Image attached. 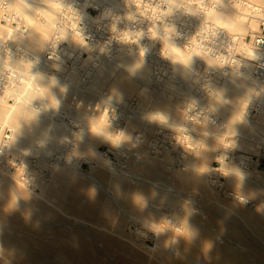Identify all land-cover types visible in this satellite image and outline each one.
<instances>
[{"label": "rangeland", "instance_id": "374dc122", "mask_svg": "<svg viewBox=\"0 0 264 264\" xmlns=\"http://www.w3.org/2000/svg\"><path fill=\"white\" fill-rule=\"evenodd\" d=\"M174 2H175V0H174ZM185 2L187 5L193 4V6H195L196 12L194 13V11H193L192 15L191 14L188 15L186 13L184 16L181 15L178 17V19H180V21H179V24L177 25V30L179 32H181L182 38L180 40H178L177 42L182 43L183 37H187L184 44L182 46H179L178 47L179 49L171 48V45H170L171 43L169 44V42L175 38L174 37L175 32H166V34L160 38V40L162 39L160 42L164 45V49L167 52V55L170 57V59L172 61L175 62L176 65L175 64L171 65L168 61L163 60L159 57V55L157 54L159 51V47H160L159 43H156L151 48V51H150V54L156 60V65L160 68L162 79H154V77L152 76L149 81H144L143 83H141L139 81L140 79L137 76H133V77L128 76L127 72H125L126 70L121 66L122 63L116 62V64H115V61H111V62H109V64L112 65V66L110 65L111 68L109 66V68H110L109 69L110 71L108 73L109 75L106 76V79L104 78L105 82L103 81L104 83L99 85V84H97V82L95 81L94 78L89 79L90 77L87 78L85 76V75H87V72H86L87 67L88 68L93 67L94 69L97 70L96 65H93L95 63H93L91 61L84 62L88 56V52L86 51L84 56H83V59L80 61V63H82V64H79V66L81 68L78 67L79 69L77 68L76 69L77 71H75V73L79 77H81L83 80L85 78H87V80L89 79V83L87 84V86H89L90 88H87L85 90L84 89L83 90H79V89L76 90V88L68 86L69 92H67V96L62 101V105H61V109H60L59 113H52L51 110H49L48 112L41 113L42 115L40 114L39 118H41V117L42 118L43 117H46V118L53 117L51 119L54 120V122H56L55 124L61 123L62 126L66 124L65 126L67 128L64 126L65 127L64 129H67V131L69 129L70 131H68L67 133L65 132L66 130L64 132H61V135L59 136V139L57 140V144H56V142L54 143L51 139L49 140L50 141V142H48L49 144L47 143L45 145V147L48 148V150H47V148L45 149L46 150L45 151L46 156L43 153L44 151H42L45 147L43 149L39 150L40 155H41V153H42V156L44 155L43 158L44 157L46 158L48 156L47 158H50V159H43L42 156H40V155H38L39 157L33 156L30 158H27L30 165L34 166V167L32 166L33 170L35 169V172L38 174V179H37L38 187L36 190V195H35L34 199L32 201H30L31 203H33L34 207H36L35 210L37 212L33 211V214L31 215V218H30L31 221L33 220L34 222H36L38 224L47 225V222H50L56 218V217H51L50 216L51 214L47 215V216L42 214L38 208V205L40 203L43 205L47 204V206L50 209L55 210L57 213H59V215L64 213V215H62V217L64 216V219L65 218L74 219L72 216H70L68 213L65 212L66 209L62 205V201L59 198L53 197L48 190H45V192L43 193L42 187H43V184H45V181L47 182V180H50L52 178L51 175H49L50 173H52L51 171H53L52 166L59 168L60 166H63L62 162L66 161L64 158L65 157L64 155H66L67 148L64 145H61L59 142L62 139V137L66 136V135L71 137L70 133L75 130V125H74L73 121L76 120L77 117L80 115V112H79L80 110H78L76 108V104L83 102V104L85 106H88L90 104L94 105L101 98H103L105 95H107L113 87H115L122 95V102L120 103V105L117 106L119 116H120L119 124L121 126L127 127L128 130L132 132L134 138H136L137 135H142L143 139L140 137L139 143L136 145V147H131V146L126 145L120 149H112V148H110V146H107V145L92 144L90 146L92 148V150L93 151L99 150L101 152V154L96 153V156H94V157L89 156V157H93L92 160L90 158L91 161H88L89 159L87 158V155H85L81 158L74 159L75 163H76V168L79 169L80 171L73 170L72 172L78 178H81V180L89 181V179H91L89 177H92V175H95V176L98 175V174H96V173H98L97 172V166L95 165L94 162H96L98 164L101 163L100 165H102L104 168H106L107 166H109V163L106 162L107 160H105L107 158L113 163L114 166L117 165L118 168L115 166L117 168V170L121 169L120 171H122V170L124 172L126 171L125 174H128L130 177H131L130 174L132 173V175L133 174H135V176L137 175V178L138 177L139 178H145V179H147V181H150V182H153L154 184H156V186L158 188L161 187L160 189H162L163 192L165 194H167L169 201H174L175 199H177L179 197H183V198L191 197L192 200L195 201L194 207L196 209L198 208L196 211V215L200 216L203 220L213 219L215 221H220V219L218 218L219 215H218L217 209H215L211 205V203L204 196L203 192L195 186V183L188 182L187 177H184L185 173H183L181 171V169L183 168L185 161L182 159L181 150L178 147L174 146V143L171 140V134L166 129H162V128L154 125V124H149L142 117L146 111H148L154 107L170 106V107L175 108L176 106L181 105L185 100L189 99L191 97V95L195 99L197 97L198 102L201 101V103H203V101H205L206 104L204 105V107H206L209 103V101L207 102V100H208L207 94L203 91V89L201 88V85L199 83L194 82L193 79L201 80V81L207 79V75H206V73H204V70H205L204 62L211 64L214 68L213 70H210L208 73V77L210 78L211 84L213 85V87H215L217 82L225 80L224 78L227 75H229L231 72H234V71L237 73L241 72L242 69L239 66V63H237V60H239L241 54H243V52L241 51V47L243 46V44L244 45L245 44L246 45L251 44V35L253 32H255L258 29V24H259L260 20L264 17V15H262V18L260 16H258L257 18L255 17L257 21H253V15L252 14L256 13L253 8H254V6L256 7L257 4L262 3V1L261 0H196L195 3H193L192 1L190 2L189 0H185ZM187 7L188 6H186V8ZM22 8L23 7L18 8V11L21 14L20 16H16L14 11L11 12L14 15V20L16 22H14L13 25H8L2 20L3 15H5V12H4L3 8L0 7V28H1L0 33L5 38L4 39V45L5 46L2 44V42H0V43L3 45V47L6 50H10L12 53V54L7 53V55H5L6 53L4 54L2 52V54H1L2 56L0 55V77H2L5 72H7V76L4 77V79L7 82L6 83H0V93L2 95L5 94L4 99H3L4 100L3 103L5 102V104H6L4 114L2 117H0V133L5 131L6 129H9L10 138L12 135L13 127L11 126V121L8 122L9 120L7 118H9V119L11 118L9 108L12 105L14 106L17 100L19 101L21 98L23 100L24 98H26L30 94V96L32 97L30 102L33 100L31 102V104L33 106L35 103H37L35 101L38 100L39 102H42L45 99L47 100V103H50V104H48L49 106L51 105L53 107L55 105L54 99L51 97H48V95L46 94V90L43 86L42 81L39 82V79H41V78H39V77H41V74L37 72V75H36L35 73L32 72V65L35 62V58H33L30 45L25 44V42H23V40H21V41L18 40L19 39L18 37L17 38H11L10 35L7 34L8 33V31H6L7 27L13 28L15 30L17 29L19 31V32L17 31V36H19L18 33H21L20 34V36H21L20 39H21L25 34L29 33V31L32 30V28H34V26H35L34 23L36 21L35 17H37V16L35 14H34L35 15L34 16L32 14V12L29 11V8H27L28 10L25 8H23V9ZM209 8H211L212 11L207 16L205 14V11H206L205 9H209ZM220 9L224 10L225 13L230 14L231 16H236L239 13H241V16H243L245 18L246 22L248 21L247 24L249 25V28L247 31L244 32L243 37L240 36V33L233 31V30H230L223 23H220V22L214 20V18L212 17V13L215 11H219ZM30 14H32V15H30ZM201 20H202V22H201ZM32 21H33V23H31ZM177 22H178V20H177ZM20 23L23 24L22 29L18 27V25ZM53 25H54V23L51 24L52 27L50 26L51 28L49 27V29H48L49 30L48 31L49 36L52 35ZM208 29L216 31L218 34V37L225 43L226 47L228 45L235 44L236 55L233 56L230 51H227V52L222 51V52H219V53H216L215 55H213V53L215 52V49H212L211 51L208 50V46H207L206 42L203 41V37L198 35V33H200V32L206 33ZM156 33L159 34V31H156ZM166 43H167V45H166ZM248 45H247V47H248ZM47 46H48V44H46L43 48V50L45 52H46ZM180 47H181V49H180ZM167 48H170V49H167ZM195 49L196 50L198 49V50L196 51ZM193 50L195 52H192ZM173 51H174L176 57L173 56V54H174ZM45 52H42V54H41L42 60L44 59ZM176 53H177V55H176ZM185 53H187L188 55L186 56ZM10 54L12 56H9ZM190 54H191V56H190L191 59L189 58ZM178 56H180L179 57L180 60H181V56H182L183 59L185 60V63H184V61H180L179 59H176ZM11 57H13V58L11 59ZM193 57H197V58H194V60H193ZM230 57H231V59H230ZM14 58L18 59V60H15ZM207 58L209 61L207 60ZM13 59H14V61L18 62V63L15 62V63H17L16 65L14 64V62H12ZM21 59H22V61H21ZM145 61L147 62V64H150L147 57H145ZM21 63H23L22 65L24 67L21 65ZM25 63H28L27 66L29 65L28 67H31V70H30V68L28 69V67L26 65H24ZM43 63H46V60ZM186 63L187 64L189 63L188 65L191 68L188 69V66H186L187 65ZM192 63H193V65H192ZM224 65L228 66V70L223 69ZM25 67L28 69V72H27V69H25ZM63 67L66 68L67 70H70V71H72V68H73V66L71 64L66 65L64 62H63ZM112 67L114 68V70ZM180 67H181V69H180ZM192 67H193V69H192ZM225 71H227L226 75H225ZM26 72H27V74H26ZM73 72H74V70H73ZM73 72H71V74H74ZM33 74H35V75H33ZM255 74H256V72H255ZM37 76H39V77H37ZM26 77H28V78H26ZM129 77L132 78L131 80H132L133 84L129 87L121 86L120 84L123 83V81L128 79ZM257 78H258V76H257ZM29 81H31V83ZM63 81H65V80H63ZM166 81L168 83H170L173 86V88L176 89L177 91L176 90H174V92H167L166 90L164 91L165 87L163 84H165ZM223 84L226 85L225 81L223 82ZM73 90H75V91H73ZM162 91H164V93H162ZM185 91L186 92L188 91L187 93L190 96L187 95V93H185ZM7 94L9 96H7ZM44 96H46V98ZM34 97H35V99H34ZM217 97L218 96L216 94V91L215 90L212 91L211 92V98L213 100H215ZM258 97L259 96H257L254 100H249V101L242 104L243 113L239 115V118L242 121L245 119V116L247 114V122L249 120V124L246 127L247 129L245 128L246 131L245 130L237 131L238 135L236 138V148L233 149L230 156L233 159V161L239 167H241L242 170H244L246 173H248V180L250 181L252 178V180L256 181L255 184L257 186V189L264 190V187L261 186L262 184L264 185V180H261L262 178L264 179V160L262 159V154L264 151V140H262V138L264 139V99H263V103L262 102L260 103L259 102L260 98H258ZM118 98L119 97L117 95V99ZM222 100L226 104V107H228L231 110L238 103L232 97H229V96L222 97ZM250 103H251V106L249 107ZM247 110H248V112H247ZM5 114H7L6 115L7 117L5 116ZM218 116H220V115L218 114V111L216 110V112L213 114V119H215L219 123V117ZM3 117H5V118H3ZM31 134L32 133H30V135ZM36 137H38V135L36 136V135L32 134L31 138L29 139L27 144H30L32 138H33V140H35ZM250 139L260 140V142L254 143V145L250 149L245 148V146L243 145V142L244 141H250ZM156 141L158 143H160L161 145H165L166 148L159 147L160 149H153V143H155ZM53 143H54V146L51 145ZM18 144H20V146H18ZM25 145L26 144L21 145V143L17 142L16 147H24ZM52 148H54V149H52ZM157 148H158V145H157ZM87 149L88 148H86V147H83V148L81 147L80 150L86 152ZM49 152H51V153H49ZM246 152H247V154H246ZM158 154L160 155V157L158 156ZM162 155L164 156L165 159L163 158ZM146 156L147 157L149 156L152 159V161L154 159L155 160L154 162L157 161V163H161L160 169L163 171V174H164V176L162 178H159V179L155 178L152 174L149 173V171L144 169L143 160L146 159ZM247 156L249 158H244ZM40 157L42 159H40ZM53 158L56 160H54ZM37 159H38V161H37ZM245 159L247 160L248 163L242 162ZM42 160L43 161L45 160L44 162H46V163H44ZM58 160L60 162H58ZM50 162H52V163H50ZM56 163H58L59 167H57V165H55ZM36 164H38V165H36ZM48 164L51 166H49ZM0 167H3L2 163H0ZM46 167H50L51 169H49V168L47 169ZM173 167H175V168H173ZM140 175H141V177H140ZM255 175H257V176H255ZM99 177L97 179H99V181L101 182V177L100 178ZM132 177L134 180L136 179L134 177V175ZM209 177L204 179L205 182L208 183L209 188L211 190H212V188H214L212 191H215V192L219 193L220 195L222 194L221 196L226 197V195L223 192L217 190L215 187L212 186V184L209 181V179H210ZM257 177H259V179ZM260 177H261V179H260ZM173 178H174V180H173ZM42 179L44 182H42ZM128 179H130V178L128 177ZM207 181H209V182H207ZM228 181H229L228 179H225L227 187L229 189L233 190V186ZM89 182L93 187L96 188L97 192L100 193V202L103 206L111 207L113 209V212H116L117 214L123 215V217L127 215L125 218V225L123 228L125 237L120 238V237H118V234L113 232V234L115 235V237H117V239H115V241L113 243H112V241H108V242H111L112 244L107 243L108 245H107L106 249L107 250L109 249V250L106 252L112 261L111 264H168L166 262L165 258H167V255L169 256L170 253L167 249L172 250L173 247L166 248L164 246V244H161V240L159 238L157 239V237H155V236H154V239H152L151 241H148V242H145V241H142V242L138 241L137 242V241H135L136 243H134V241L131 239L133 237L129 235L130 233L127 229L128 224L131 221H136V222L141 223L143 225V220H141L142 218H138V217L132 218L131 217L132 213L137 214L139 212L135 208H133L131 206V204L129 203V201L127 200L126 194L130 193V192L125 191L122 188L121 192L124 193L125 195L122 197H118L116 195V189L111 187V186H107V184L104 185V181H103V183H101L102 188H101V186H99L100 182H99V184L96 181H94V182L89 181ZM174 189H175V191H174ZM177 189H178V191H177ZM41 192L43 193V195L41 194ZM262 198L263 197L261 196L257 200L252 201L253 206L255 208H256L257 203H259L260 201H264V198L263 199ZM57 204L62 205V207H57L58 206ZM249 204L250 203H248L247 206H249ZM50 206H52L53 208H51ZM212 211H214V212H212ZM35 213L36 214L38 213L37 215L40 217H38ZM129 213H131V214H129ZM13 215H14V217H12V216H6L5 217V216L1 215L0 219L3 220V227L10 229L11 234L13 233L15 236L21 237V236H23V233L20 232V229H22L23 226L17 225V222L14 219L18 215H21V214L16 213ZM100 217H102V223L103 224L108 225L110 223V217L107 216V218H106V217H104L103 214H101ZM207 218H209V219H207ZM43 221H45L46 224ZM258 226L259 227L261 226L264 229V213L258 214ZM110 228H112V227H110ZM209 228L210 229H208V232H211L212 231L211 229H215V228H213V226H210ZM49 239H50V237L48 235H46L44 237V240H46V241ZM101 239L102 238L99 239V242L103 241V239L102 240ZM157 240H158V242H157ZM159 241H160V244H159ZM162 243H164V242L162 241ZM244 244H245V242H244ZM245 245H247V244H245ZM31 246L34 250L39 251L37 245H31ZM252 247L253 246L248 245L244 248L253 250ZM255 264H259V263L255 262Z\"/></svg>", "mask_w": 264, "mask_h": 264}, {"label": "bare ground", "instance_id": "6f19581e", "mask_svg": "<svg viewBox=\"0 0 264 264\" xmlns=\"http://www.w3.org/2000/svg\"><path fill=\"white\" fill-rule=\"evenodd\" d=\"M261 1H262V3H259L260 5L257 4L256 7L254 6V8H253L256 12L255 14H252L253 15V21H257L256 18L258 16H260L262 18V15H264V6H262V5H264V0H261ZM12 3H15L17 5H20L21 3L27 4L29 6L28 7L29 11H31L33 15L35 14L37 16V17H35L36 21L34 20L35 21L34 28L31 27L32 30H30L29 33L25 34L21 39H20V37H21L20 35L17 36V31H18L17 29L15 30V29L9 28V27L6 28V31H8L7 34L10 35L11 38H17L18 37L19 38L18 40H20V41L23 40V42H25V44L30 45L33 58H35V57L39 58V63L35 66L34 71H38L41 74L46 75V76L47 75H56L62 84H66V85L68 84L67 86L74 87V88H76V90L77 89H79V90L84 89L85 90L87 88H90L89 86H87V84L89 83V79H91V78H94L95 81L97 82V84H99V85L105 82L104 78L106 79V76L109 75L108 74L110 71L109 69L112 66L111 64H109V62L115 61V64H116V62H118V63H122V65H129V64L133 63V66L136 62H138V61H134V55H132V51H123V52H119V53L115 54L113 57L98 61L95 64H93V65H96L97 70L94 69L93 67H89V68L87 67V71H86L87 75H85V76L87 78L90 77L88 80H87V78H85L83 80L81 77H79L75 73V71H77L76 69L80 66H78V67L73 66L72 71H70V70H67L66 68L63 67V61H57V63L60 64L59 70L57 71V70L52 68L53 61H50V62L46 61V63H43L45 61V59H43L44 60L43 61L42 55H41L42 52H45L43 50L44 46L46 44H49V42L51 40V36H49V32H48L49 30L48 29L51 26V24H53L55 22L56 7L54 4V1L53 0H12ZM32 14H30V15H32ZM212 17L214 18V20H216L220 23H223L230 30L236 31L238 33L245 32L249 28V25L247 24L248 21L246 22L245 18L243 16H241V13H239L236 16H231L230 14L225 13L224 10L220 9L219 11L213 12ZM202 20H201V22H202ZM241 20L243 21V23L245 25V27H243V28L239 24V21H241ZM31 23H33V21ZM70 38H71V41H73L77 46L79 45V46L87 47V45H88L87 42H84L83 40L79 39L75 34H71ZM170 43L171 42H169V44ZM166 45H167V43H166ZM170 45H171V48H173V49H175V48L179 49L178 48L179 46H176L174 43H171ZM245 45L243 44V46L241 47V51L243 52V54H246L247 51L249 50L247 47L248 44L246 46ZM79 46H78V48H80ZM167 49H170V48H167ZM180 49H181V47H180ZM80 50L85 51L82 48H80ZM2 52L4 54L6 53L5 55H7V53L8 54L11 53L10 50H6L3 47V45L0 43V55L2 54ZM192 52H195V51L193 50ZM88 53H89V57L84 62H87L88 60H93L92 59L93 51L91 52V49H89ZM173 53H174V51H173ZM11 54L9 56H12ZM185 54H186V56L188 55L187 53H185ZM176 55H177V53H176ZM173 56L176 57L175 53L173 54ZM190 56H191V54L189 55V58L191 59ZM179 57L180 56H178L176 59H179ZM12 58L13 57H11V59ZM14 59L12 60V62H14V64L16 65L18 62L14 61ZM138 59H139V57H138ZM182 59H183V57L181 56V60L180 59L179 60L184 61V63H185V60L184 59L182 60ZM15 60H18V59H15ZM207 60H208V58H207ZM21 61H22V59H21ZM15 62H17V63H15ZM22 64L23 63H21V65ZM27 64L28 63H25L24 65L27 66ZM80 64H82V63H80ZM188 64L186 66H188V69H189L191 67H189ZM251 65H253V62H250L249 64H245V65L239 64V66L241 67V69L243 71L241 70L240 73H237L235 71L231 72L229 75H227L224 78L225 80L219 81L215 85V88H217V90H215V91H216V94L218 97L214 101H215V104L217 106L216 110L218 111V114L220 115V116H218L219 117V123H222L224 120H226L231 115H232L231 119H232L233 123H238L239 121H241V119L239 118V115L243 113L242 104L249 101V100H254L257 96H259L258 98H260L259 102L263 103L264 80L257 78V76L255 74V68L252 67ZM109 66H110V68H109ZM29 68L31 70V67H28V69ZM25 69H27V68L25 67ZM28 69H27V72H28ZM180 69H181V67H180ZM73 70H74V72H73ZM113 70H114V68H113ZM27 72H26V74H27ZM71 72H73L74 74H71ZM125 72H127V71H125ZM35 74L37 75V73H35ZM35 74H33V75H35ZM128 76H130V75H128ZM136 76L140 79L139 81L141 83H143L144 81H149L151 79L152 71H151L149 64H147L146 61H145L144 67L138 72V74ZM37 77H39V76H37ZM26 78H28V77H26ZM39 78H41V79H39V82L42 81V83H43V77L41 76ZM131 79L132 78L129 77L128 79L124 80L123 83H121L120 85L123 87L124 86H126V87L131 86L133 84ZM63 80H65V81H63ZM224 81H225L226 85L223 84ZM29 82L31 83V81H29ZM163 85L165 87L164 91L166 90L167 92H174V90H176L167 81ZM43 86L46 90V94L48 95V97L53 98L49 92V89L44 84H43ZM73 91H75V90H73ZM164 91H162V93H164ZM68 92H69V90H68ZM187 92L185 91V93H187ZM4 95L5 94L2 95L0 93V117L3 116L4 110L6 108L5 102L3 103ZM187 95H189V94L187 93ZM7 96H9V95L7 94ZM66 96H67V93H66L65 97ZM225 96L232 97L236 102H238L236 104V106L233 107L232 110L229 109L228 107H226V104L223 102L222 97H225ZM44 97L46 98V96H44ZM31 98L32 97L29 94L23 100H22V98L19 101L17 100L18 102L15 100L16 101L15 105L14 106L12 105L9 108L11 118L10 119L7 118L9 120V121L8 120L7 121L8 122L11 121V126L13 127L12 135H11L9 142L14 140L15 136L18 134L19 129H20V121L21 120L26 122V121H30V120L35 118V115H36V112L38 111V109H36L31 104V102L33 101L32 100L30 102ZM190 98H194V97L191 95ZM34 99H35V97H34ZM196 99H197V97H196ZM208 101H209V99L207 100V102ZM35 102H39V101L37 100ZM199 102L201 103V101H199ZM48 104H50V103H48ZM201 104L204 106L206 104V102L203 101V103H201ZM250 106H251V103H250L249 107ZM168 107L170 109H175L174 107H170V106H168ZM6 115L7 114H5V116ZM3 118H5V117H3ZM51 118H53V117H51ZM51 118H46V117L39 118L36 122H34L31 125V132H29L28 130L25 129L23 135L18 138L17 142L21 143V145L26 144L25 146H29L32 143L33 138L31 140L30 144H27V142L31 138L32 134L36 135V136L38 135V137H39V135L43 131H45L46 129L49 128V126H51V131L49 132V136L51 137V140L54 143L56 142V144H57V140L59 139L61 132H64L66 130L65 132L67 133L70 130L68 129V131H67V129H64L66 127L65 126L66 124L63 126L61 125V123L55 124L56 122H54V120H52ZM248 124H249V120L246 124L238 125L237 131L245 130V128L248 126ZM30 133H32V134L30 135ZM66 136H68V135H66ZM38 137H36V138H38ZM137 137L140 140V137L142 138V135H137ZM62 139H63V137H62ZM262 140H264V139L262 138ZM256 142H260V140L250 139V141H244L243 145L245 146V148L250 149L254 145V143H256ZM54 143L51 145L54 146ZM91 145H92L91 143L86 142L85 144H82L81 147L82 148L83 147L88 148ZM18 146H20V144H18ZM46 148L47 147H45L42 150V151H44L43 152L44 155H45V151H46L45 149ZM52 149H54V148H52ZM47 150H48V148H47ZM94 152L101 154V152L99 150H94ZM49 153H51V152H49ZM246 154H247V152H246ZM40 156H42V153ZM43 156H42V158H43ZM158 156L160 157L159 154H158ZM262 156H263V154H262ZM47 157L46 158L44 157L43 159H50ZM148 157L146 156V159L143 160L144 169L149 171V173L152 174L155 178H158V179L162 178L164 176V174H163V171L160 169L161 163H157V161L154 162L155 161L154 159L152 161V159L150 157L149 158ZM42 158L40 157V159H42ZM87 158L89 159L88 161H91L93 157L87 156ZM90 158H91V160H90ZM163 158H164V156H163ZM244 158H249V157L247 156ZM54 160H56V159H54ZM59 160H58V162H60ZM105 160H107L106 162L109 163V166H107L106 168H104L102 165H100L101 163L98 164V163L94 162L95 165L97 166V172L98 173H96V174H98L97 175L98 177L99 176L101 177V182L99 181V179H97L98 177L95 175H92V177H89V178H91V179H89V181H93V182L96 181L98 184L100 182L99 186H101V183H103V181H104V185L107 184V186H111L115 189L117 186H119L120 189L123 188L125 191H129V192L139 190V191H143L145 193H149V192L155 190L158 194V199H159V197L167 195L163 192L162 189H160L161 187L158 188L156 186V184H154L153 182L147 181V179H145V178H139V177L137 178V175L135 176V174H133L134 177L136 178L134 180L132 177L133 176L132 173L130 174L131 175V177H130L128 174H125L126 171L124 172L122 170L123 171L122 172V171H120L121 169L117 170V168H118L117 165H115L117 167L116 168L109 159L106 158ZM37 161H38V159H37ZM44 163H46V162H44ZM50 163H52V162H50ZM62 164H63V166H60V167L58 166V163L55 164L59 168L52 166L53 171H51L52 173L49 174V175H51L52 178L50 180H47V182L45 181V184H43V187H42V192L44 193L45 190H48L53 197L59 198L62 201L63 207L66 209L65 212L68 213L70 216H72L74 219H69V218L64 219V216L62 217V215H64V213L59 215V213H57L55 210L50 209L47 206V204L43 205L40 203L39 205L37 204L40 212L46 216L51 214L50 215L51 217H56L54 220L47 222V225H41V224L34 222L33 220L32 221L29 220L28 222H25V220L23 219V216L18 215L14 219L16 220L17 225L23 226V228L20 229V232L23 233V236L17 237L13 233L11 234L10 229L3 227L2 228V234H0V240L3 241L6 248H14L16 250V259L14 261V264H111L112 261L106 252L109 250V249L108 250L106 249L107 245H108L107 243H111L108 241H112V243H113L115 241V239H117V237H115L113 232L118 234V237H120V238L125 237L123 228L125 225V218L127 215L123 217V215H120V214H117L116 212H113V209L111 207L103 206L100 202V193H98V192H97V195L95 198H89V196L87 194V190H88V188L93 187V186L90 184L89 181L81 180V178H78L72 172L73 170L80 171L79 169L76 168V163H75L74 159L71 163H68L67 161H65V162H62ZM36 165H38V164H36ZM49 166H51V165H49ZM46 168L51 169L50 167H46ZM173 168H175V167H173ZM34 171H35V169H34ZM255 176H257V175H255ZM128 177L130 179H128ZM140 177H141V175H140ZM184 177H187V174H185ZM257 178L259 179V177H257ZM260 179H261V177H260ZM173 180H174V178H173ZM261 180H264V179L262 178ZM209 181H210V179H209ZM209 181H207V182H209ZM42 182H44L43 179H42ZM228 182H230V184L232 185V182L230 180ZM255 182L256 181L252 180V178L250 181L247 179L246 180V187L250 190H259V189H257ZM195 186L203 192L204 196L211 203V205L215 209H217V212L219 215L218 218L220 219V221H215V220L209 219V218H207L209 220H203L200 216H197L196 214L192 218V222L199 229L200 240H210L212 242V245H213L212 249L208 253V257L205 258L204 255L201 253L199 240L193 246L188 247L187 250H185L186 246L183 243H180L176 246H172L173 247L172 250L167 249L170 254H169V256L167 255V258H165L166 262L168 264H255V262H257L259 264H264V229L261 226L260 227L258 226V214L259 213L256 212V210H255L256 208L253 206V202L252 201L249 202L250 203L249 206L238 205L234 202L233 198H231L227 195H226V197H224V196H221L222 194L220 195L219 193L212 191L214 188L211 187L212 188V190H211L209 188L208 183H206L205 180H203L202 182L195 183ZM261 186L264 187L263 184ZM101 188H102V186H101ZM174 191H175V189H174ZM177 191H178V189H177ZM42 192H41V194L43 195ZM262 197L264 198V196H262ZM158 199L156 201L157 203H158ZM194 203H195V201H194ZM62 205H58L57 207H62ZM28 207L31 208L32 214H33V211L37 212L35 210L36 207H34L33 203L30 202ZM50 207L53 208L52 206H50ZM212 212H214V211H212ZM101 214H103L104 217H106V218H107V216L110 217V223L108 225L102 223V217H100ZM129 214H131V213H129ZM1 215L2 214H0V216ZM11 216L14 217V215H11ZM38 217H40V216H38ZM131 217L132 218L138 217V218H142L141 220H143L144 214L132 213ZM43 222L45 223V221H43ZM210 226H213V228H215V229H211L212 231L208 232V229H210L209 228ZM110 227H112V228H110ZM46 235H48L50 237V239L47 241L44 240V237ZM129 235L132 236L131 234H129ZM100 238L103 239L102 242H99ZM131 239L134 241V243H136L135 241H137V242L140 241V240L136 239L135 237H133ZM159 239L161 240V244H164V243H162L163 238H159ZM157 242H158V240H157ZM244 242L247 245H245ZM159 244H160V241H159ZM31 245H37L39 251L34 250ZM248 245L253 246L252 247L253 250L244 248ZM177 252L179 253V255H177Z\"/></svg>", "mask_w": 264, "mask_h": 264}, {"label": "clouds", "instance_id": "9594fccd", "mask_svg": "<svg viewBox=\"0 0 264 264\" xmlns=\"http://www.w3.org/2000/svg\"><path fill=\"white\" fill-rule=\"evenodd\" d=\"M123 5L124 11L122 14H114L112 11L106 10L97 18L96 22L106 21L103 27L109 35L104 43L111 41L110 45L116 42L127 46L123 41H117L116 37L122 33L133 34L134 39L131 41L132 55H134V61L138 62L134 66L133 63L121 65L126 69L127 74L130 77L138 74L145 65L146 55L150 53L151 48L157 42L160 46L157 53L159 57L174 65L175 62L167 55L160 38L166 32H175V38L170 42L176 46L184 44L187 37H183L182 43L177 42L182 38V34L177 30L172 18L184 15L183 9L186 4L182 0H175V2L174 0H159V3L156 4L157 8L164 7L169 9L168 12L164 13L165 17H167L166 19H161L160 16L150 18L147 12L152 10V3L146 4L145 0H123ZM69 6L74 8L72 3L65 0V7ZM0 7L3 8L6 15L14 11L16 16H20L18 8L27 9L29 6L23 3L17 5L12 3V0H0ZM172 10H175L174 15L170 14ZM79 16L81 18L78 25L80 34L89 43L87 47L78 46L87 52L91 49L92 52L97 44H92V37L85 32L80 13ZM239 24L242 28L245 27L242 20L239 21ZM154 25H158L159 34L153 30ZM18 27L22 29L23 24L20 23ZM20 34L18 33V35ZM198 35L203 37L208 50L215 49L213 55L222 51H230L233 56L236 55L235 44L226 47L216 31L208 29L206 33L200 32ZM243 35L244 32H241L240 36L243 37ZM70 36L71 25H69V37L63 41L74 43L71 41ZM59 44H57L55 50L48 49V59L53 61L52 68L57 71L60 67L57 61L61 59L57 53ZM110 45L101 51L106 53ZM261 45H264V39H254L248 45L249 50L247 53L241 54L237 63L245 65L250 62H257L251 66L264 69V62H260L261 53L259 49ZM194 58L197 57H193V60ZM38 63L39 58L35 57V62L32 65L33 73L38 72L34 71ZM204 64V73H206L207 79L203 81L193 79V81L199 83L207 94L209 103L206 107H200L197 99L189 98L181 105L176 106L174 110L168 106L154 107L146 111L142 118L149 124L168 130L171 134L174 146L181 150L182 159L185 161L181 171L187 174L188 182H202L205 178L218 174L220 177L232 182L234 202L241 206L247 205L249 202L264 196V190H250L246 187L248 173L242 170L230 156L233 149L236 148L237 126L247 123V114L245 119L238 123L232 122V115L222 123H218L213 119L217 106L211 98V92L217 90V88L211 84L208 73L214 68L211 64L206 62ZM223 69L228 70V66L224 65ZM226 74L227 71H225ZM6 76L7 72L0 77V83L7 82L4 79ZM41 76L43 77V84L49 89L50 94L54 98L55 107L49 106L47 100L35 103L34 107L38 109L35 118L26 122L21 120L19 132L14 140L11 142H0V163L4 165L0 167V214L6 217L20 213L25 222H28L31 218L32 210L28 205L34 199L38 187V174L33 170L27 158L40 154L39 150L43 149L51 139L49 136L51 126L33 140L29 146L16 147L17 140L23 135L25 129L31 132V125L39 119L41 113L49 110L53 113H59L62 100L68 92V86L62 84L56 75L46 76L41 74ZM121 102V93L113 87L107 95L94 105L85 106L83 102L76 104V108L80 110V115L73 121L75 130L71 132V137L64 136L59 142L67 148L64 158L68 163L85 155L96 156V152L91 147H88L86 152L80 150L81 145L86 142L107 145L112 149H120L126 145L136 147L139 143V138H134L127 127L119 124L120 116L117 106ZM87 194L89 198H95L97 195L96 188H88ZM116 195L118 197L125 195L121 192L119 186L116 187ZM126 195L131 206L139 213L144 214L143 229L157 238H163L166 248L183 243L186 246L185 250H187L188 247L193 246L199 240L201 253L205 258L208 257L213 245L210 240H200L199 229L192 222L197 209L194 207V201L191 197H179L174 201H169L168 196L165 195L158 199V194L155 190L149 193L137 190ZM157 199L158 203L156 202ZM255 210L258 213H264V201L257 203ZM2 228L3 220L0 219V234H2ZM177 255H179L178 252ZM15 259L16 250L14 248H6L3 241L0 240V264H14Z\"/></svg>", "mask_w": 264, "mask_h": 264}, {"label": "built area", "instance_id": "2783aa9c", "mask_svg": "<svg viewBox=\"0 0 264 264\" xmlns=\"http://www.w3.org/2000/svg\"><path fill=\"white\" fill-rule=\"evenodd\" d=\"M53 1L56 7L55 10L56 17L53 26V32L51 35V40L47 46L44 55V59L46 61H51L48 59V55H49L48 49L55 50L57 44L61 42L57 47V53L58 55H60L61 58L60 61H63L66 65L71 64L72 66H77V67L79 66L80 61L83 59V56L86 51H81L76 44L70 41H63L69 37V25H71V34H75L79 39L89 43V41L80 34V29L78 25L81 18L79 16V13L81 14L82 17L81 22L84 26L86 34L92 37L91 42L93 45L97 44L96 48L95 47L93 48V57H92L93 60H88V61L96 63L98 61L113 57L115 54L119 52L132 51L131 41L134 39L132 33H122L116 37L117 41H123L125 44H127V46L117 44L116 42H113V44L110 45L111 41L104 43L109 35L103 27L106 21H100L99 23L96 22L97 18L100 17L103 14V12L106 10L112 11L114 14H122L124 11L123 0H68V2L72 3L75 9L72 8L71 6L66 8L65 0H53ZM189 1L195 3L196 0H189ZM182 2L186 4L185 0H183ZM145 3L146 4L152 3V10L147 12V15L150 18L156 16H160L161 19L167 18L165 17L164 13L168 12L169 9H166L164 7L161 8L156 7V4L159 3V0H155V2H153V0H145ZM186 6L188 7L187 8L185 7L183 9L184 15L186 13L188 15L189 14L192 15L193 11L194 13L196 12L195 6H193V4L192 5L186 4ZM205 10H206L205 14L207 16L212 11L211 8ZM170 14L174 15L175 10H172ZM172 19L177 26L179 24L180 19H178V17H173ZM2 20L8 25H13L14 22H16L14 20V15L12 13L3 15ZM262 21H264V18L260 20L258 24V29L252 33L251 43L254 41V39H264V23H262ZM153 30L155 32L159 31L158 25H154ZM4 39L5 38L0 33V42H2L3 45H4ZM108 45H110L108 51L106 53H103L101 50L105 49ZM259 52L261 53L260 62H264V45H261ZM88 57H89V53L87 58ZM146 57L148 58V61L150 63L149 66L151 68L152 76L154 77V79H162L160 68L156 65L155 58L150 53L146 55ZM255 63L257 62H254L253 64ZM255 72L258 78L264 80V69L255 68ZM198 103L200 107H204L200 102ZM9 139H10L9 129H6L2 133H0V142H5V141L9 142ZM157 145H158V149H160L159 147L166 148L165 145H161L157 141L153 143V148L157 149ZM262 159L264 160V151H263ZM242 162H247V160L245 159ZM209 178L213 187L223 192L225 195L233 198L232 196L233 190L227 187L225 178L220 177L218 174H213ZM127 229L133 237H135L140 241L148 242L154 239V235L148 233L145 229H143V225L136 221H131L128 224Z\"/></svg>", "mask_w": 264, "mask_h": 264}]
</instances>
